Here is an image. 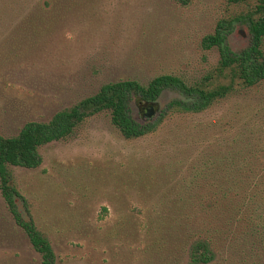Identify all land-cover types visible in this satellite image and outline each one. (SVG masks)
I'll use <instances>...</instances> for the list:
<instances>
[{"label":"rangeland","instance_id":"1","mask_svg":"<svg viewBox=\"0 0 264 264\" xmlns=\"http://www.w3.org/2000/svg\"><path fill=\"white\" fill-rule=\"evenodd\" d=\"M225 11V0H0V134L47 121L108 82L145 85L165 73L201 80L219 59L201 39ZM171 96L150 118L139 113L152 126L139 137L125 138L103 111L41 146L38 167L10 168L28 204L23 216L57 264H185L189 228L213 235L210 264H264V207L253 219L251 208L234 219L218 213L205 202L216 176L197 159L219 137L261 122L262 102L234 97L187 114L165 110ZM225 121L234 122L229 132ZM0 264H41L1 193Z\"/></svg>","mask_w":264,"mask_h":264},{"label":"trees","instance_id":"2","mask_svg":"<svg viewBox=\"0 0 264 264\" xmlns=\"http://www.w3.org/2000/svg\"><path fill=\"white\" fill-rule=\"evenodd\" d=\"M225 1V15L217 20L213 32L201 39L203 49L216 47L219 51L217 64L201 80L187 83L180 76L165 73L154 76L145 85L134 79L108 82L95 94L55 112L47 121H27L15 135L0 134V193L14 220L41 255V264H57L55 253L34 221L24 218L20 207L28 212V204L12 184L10 168L38 167L42 162L41 146L70 137L87 118L103 111L109 112L112 124L125 138L139 137L152 129L149 124L139 122V113H144L150 105L158 108L160 99L168 94L172 96L165 110L187 114L206 111L234 97L258 96L263 107L256 108L254 115L262 113L261 122L244 123L246 131L237 130L219 137L224 139L216 142V148L201 152L197 159L203 174L216 176L215 190L205 198L210 207L233 219L243 208H251V219L259 216L257 211L264 207V0ZM48 7L38 6V9L44 11ZM233 124L225 121L221 130L229 132ZM253 126L256 127L249 129ZM193 169L198 174V168ZM191 198L188 196L187 201ZM224 205L229 206L227 210ZM208 232V229L199 233L190 228L184 231L185 264L213 261L215 243Z\"/></svg>","mask_w":264,"mask_h":264},{"label":"water","instance_id":"3","mask_svg":"<svg viewBox=\"0 0 264 264\" xmlns=\"http://www.w3.org/2000/svg\"><path fill=\"white\" fill-rule=\"evenodd\" d=\"M154 109H155V108H154L153 105H150V106H148V107L146 108L145 113H144V115H145V119L151 117V116L155 113V110H154ZM139 122H140V123H143L142 120H139Z\"/></svg>","mask_w":264,"mask_h":264},{"label":"flooded vegetation","instance_id":"4","mask_svg":"<svg viewBox=\"0 0 264 264\" xmlns=\"http://www.w3.org/2000/svg\"><path fill=\"white\" fill-rule=\"evenodd\" d=\"M144 113H145V112H144ZM144 113H143V116H145ZM149 118H150V117H149ZM147 119H148V118H147ZM144 124H148V122H147V123H144Z\"/></svg>","mask_w":264,"mask_h":264}]
</instances>
